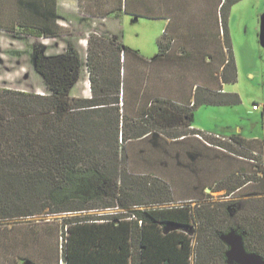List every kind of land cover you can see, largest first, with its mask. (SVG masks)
<instances>
[{
  "label": "trees",
  "instance_id": "16d2710c",
  "mask_svg": "<svg viewBox=\"0 0 264 264\" xmlns=\"http://www.w3.org/2000/svg\"><path fill=\"white\" fill-rule=\"evenodd\" d=\"M80 1L82 7L99 8L100 13L94 15L101 18L123 9L131 10L127 0H99L95 5L92 0ZM237 1L225 0L221 6L227 47L221 72L225 83H235L238 78L229 29L231 10ZM40 14L38 22L25 21L19 22L18 27L0 25V28L10 32L21 30L37 37L70 33L67 28L50 27L51 19L56 16L54 8L43 7ZM88 43L91 98L70 95L83 66L82 54L74 45L53 56L46 55L41 46L35 48V67L44 77L49 93L0 88V221L36 216L46 208L49 213L88 211L96 201L106 209L130 208L119 197L126 194L121 185L125 175L119 169L122 127H131L136 138L152 131L174 139L194 134L209 146L196 136L205 134L204 131L191 128L195 109L206 104L241 102L238 93L199 85L193 103L156 96L149 106L140 108L142 119L127 124L129 115L124 111V99L130 80L131 50L122 42L97 33H92ZM169 47L166 30L159 41L157 59ZM146 75L145 70L139 78L145 79ZM121 137L124 140V131ZM207 138L214 144L211 147L225 151L214 141L226 140ZM231 139L238 144L246 142L234 136ZM123 160L122 163L127 161L124 157ZM163 160H160L161 180L147 187L150 175L142 172L139 178L144 191L158 190L165 196L150 201L159 206L128 213H75L63 217L66 264H230L226 254L229 245L221 235L231 230L244 235L248 252L264 258V176L251 178L246 174L243 178L230 174L214 188L226 189L224 195L231 196L230 199L192 204L193 200L177 198L179 191L169 182L168 167ZM249 181L257 182L259 197L241 198L243 194L238 189ZM146 203L138 200L133 205ZM41 225L54 227L47 220ZM168 225L178 227L166 229ZM29 264L36 263L29 261Z\"/></svg>",
  "mask_w": 264,
  "mask_h": 264
},
{
  "label": "crops",
  "instance_id": "0c3cea01",
  "mask_svg": "<svg viewBox=\"0 0 264 264\" xmlns=\"http://www.w3.org/2000/svg\"><path fill=\"white\" fill-rule=\"evenodd\" d=\"M224 1L127 0L130 12L123 9L109 17H100L96 22L90 16L79 12L78 9L82 7L80 0H0V25L3 27H18L19 22L25 21L38 22L41 20V9L52 7L56 11V16L51 19L50 27L54 30H60L61 27L70 30L69 34L61 36L37 37L27 35L21 30L10 32L0 28V88L40 94L49 93L44 77L35 67V48L41 46L46 55L53 56L67 51L69 45H74L79 48L82 54L83 66L78 80L70 90V95L91 98L93 91L87 66V37L91 33H97L123 43V32L120 33L111 22L114 20L115 23L124 15H129L137 20L144 17L163 21L162 33L164 34L167 30L170 47L161 59H157L159 41L163 39V34L157 39L158 53L156 55L142 53L139 49H134L123 43L131 50L129 52L131 58L130 80L125 87V112L129 110L133 114L135 110H139L145 104L149 106L156 96L166 97L179 103H193L199 85H207L212 89L221 88V92H229L228 83L223 82L221 78L227 58V47L221 24V6ZM111 17L112 19H110ZM145 70L146 78L140 79L141 73ZM34 78H36V82ZM204 106L208 110H212V114H214L217 112L215 108L234 105L206 104L199 106L194 111L192 129L219 133L228 137L234 136L240 140L257 143L259 146L263 145L264 148V137L246 136L239 126L234 130L231 124L222 121L223 117L221 116L225 114L224 110H219V114L212 115L211 119L217 122L214 128L204 129L206 126L202 122L196 124L194 117L199 115L198 111ZM259 109L260 107L256 110ZM133 118L142 119L143 117L136 114L133 115ZM164 137L163 134L152 131L138 139H146L147 151L153 149L156 154L159 153L157 148L160 147L159 143L161 142L165 166L170 162L177 164L181 161L179 163L181 167L185 154L192 155L193 153V161L188 163L187 167L190 168L193 165L195 168V171L192 172L195 183L193 186H188L185 191L177 189L180 192L177 198L180 200L199 198L196 195L198 191L206 194L209 192L223 194L226 189L214 190L217 184L226 180L230 174L243 178L244 175L249 174V165L244 163L242 157H230L223 150L207 146L192 135L178 139ZM176 146L178 147L176 148ZM166 154L168 158H166ZM176 158L178 159L176 160ZM258 175L264 176V172L260 170ZM252 182L249 181L238 189L243 194V198H256L261 195L257 190L259 187H256L257 182H253V187L250 188L249 184ZM247 186L248 189L244 190Z\"/></svg>",
  "mask_w": 264,
  "mask_h": 264
},
{
  "label": "rangeland",
  "instance_id": "374dc122",
  "mask_svg": "<svg viewBox=\"0 0 264 264\" xmlns=\"http://www.w3.org/2000/svg\"><path fill=\"white\" fill-rule=\"evenodd\" d=\"M96 2H99V0L95 2L92 0V5H95L94 3ZM95 7H80L78 10L80 13L90 16L92 20L94 19L97 22L100 17L94 14L100 13V11L98 10L99 8ZM162 23L163 21L144 17L137 20L129 15H124L122 19L117 20L115 23L114 20L111 22L120 33L123 32V43L132 46L134 49H139L142 53L154 55L158 53L157 39L163 34L161 29ZM229 29L234 44L238 78L235 83H228L227 88L229 92L238 93L241 102L234 106L215 108L217 112H214V114H212V110L210 111L204 106L198 111L199 115L197 114L194 117V122L196 124L202 122L206 126L204 129H212L217 124L216 121L211 119L212 115L219 114V110H224L225 114L221 116L223 117L222 121L226 122V124H231L234 130L239 126L243 130L242 133L246 136L258 135L264 137V0H238L231 10ZM90 36L86 40L87 46H89L88 41ZM88 71L90 77V68H88ZM34 80L36 82V78ZM254 105L259 106L260 109H254ZM141 112L142 110L139 109L131 114L128 110L126 113L129 117L125 123L131 124L132 121L136 120L133 118V115H141ZM123 131L125 133L124 140L121 137ZM134 133L131 127H122L119 140L121 162L119 169L120 173L125 175V179L121 182V185L126 191V194L122 193L119 197L130 208L118 206L106 209L101 207L102 203L100 201H96L91 204L94 208L88 211L49 213V209L46 208L36 216L15 220H1L0 264H29V261H33L36 264H66L64 252L66 230L63 225V217L71 216L75 213L78 215L90 213L94 215L99 213L111 214L112 212L128 213L133 209L144 210L159 206L158 204L150 203V201L164 199L165 196L160 194L158 190L153 193H147L144 189L145 186L151 187L150 185L152 183L161 180L163 170L160 164L163 163L159 161L161 159L163 160L165 156L164 154H156L153 149L147 151L146 139L140 140L134 137ZM192 136L195 135L193 134ZM214 142L224 147L225 151H223L226 155L230 157L239 156L244 159V163L249 165V174L246 177L252 178L253 175L258 176V171L260 170L264 172L263 145L259 146L257 143L254 144L248 141L244 142V144H238L234 140H226L225 142L223 141L224 143L217 140ZM161 144L160 142V147L157 148L159 151H162L163 148ZM178 145L181 144L178 143ZM141 149L143 150L140 151ZM185 155L181 167L179 166V163H181L179 161L180 159L177 164L170 162L167 165L169 182L174 185L175 189L179 190L180 188L179 191H185L188 186H193L195 183V178L192 173L195 171V168H193V165L190 168L187 167V164L193 161L192 157L194 155L193 153L192 155ZM123 157L127 160L124 163H122L124 161ZM166 158H168L167 154ZM173 158L175 157L173 156ZM142 172L150 175L145 186H142L139 179ZM249 185L252 188L253 182ZM140 189H143V191ZM247 189L248 186L244 188V190ZM196 195L199 198L193 199L192 204H196L197 201L221 202L231 198V196L224 195V192L218 195L212 194L211 192L206 194L198 191ZM238 195L240 194H237V197H240ZM138 200L148 203L133 205ZM174 204H179V202ZM251 205L252 203L249 205L250 209L253 208ZM46 220L52 221L54 227L42 226L41 224ZM236 232L240 233L238 231ZM27 258L31 260L27 261Z\"/></svg>",
  "mask_w": 264,
  "mask_h": 264
},
{
  "label": "water",
  "instance_id": "95a60500",
  "mask_svg": "<svg viewBox=\"0 0 264 264\" xmlns=\"http://www.w3.org/2000/svg\"><path fill=\"white\" fill-rule=\"evenodd\" d=\"M178 226L168 225L166 229ZM221 238L229 245L227 258L230 264H264V258L256 253L248 252L244 245V235L231 230L221 235Z\"/></svg>",
  "mask_w": 264,
  "mask_h": 264
},
{
  "label": "built area",
  "instance_id": "2783aa9c",
  "mask_svg": "<svg viewBox=\"0 0 264 264\" xmlns=\"http://www.w3.org/2000/svg\"><path fill=\"white\" fill-rule=\"evenodd\" d=\"M259 106L254 105V109H258ZM205 134L198 133L196 134L197 137H199L201 140H203L205 143H207L209 146H214L212 142L209 141L207 137H214L217 139H223V140H232L231 137L221 135L219 133H214V132H204Z\"/></svg>",
  "mask_w": 264,
  "mask_h": 264
}]
</instances>
